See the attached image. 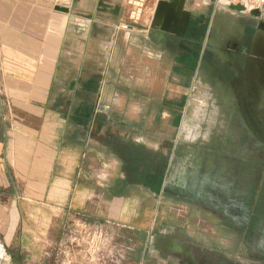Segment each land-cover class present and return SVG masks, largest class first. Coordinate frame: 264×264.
Listing matches in <instances>:
<instances>
[{"label": "crops", "instance_id": "0c3cea01", "mask_svg": "<svg viewBox=\"0 0 264 264\" xmlns=\"http://www.w3.org/2000/svg\"><path fill=\"white\" fill-rule=\"evenodd\" d=\"M127 14V0H0V264H38L68 208L130 229V264H259L225 223L236 202L187 159L203 106L176 144L189 84L148 82L143 56L177 54Z\"/></svg>", "mask_w": 264, "mask_h": 264}, {"label": "flooded vegetation", "instance_id": "af4514ba", "mask_svg": "<svg viewBox=\"0 0 264 264\" xmlns=\"http://www.w3.org/2000/svg\"><path fill=\"white\" fill-rule=\"evenodd\" d=\"M211 16L209 6L192 11L184 37L162 42L177 54L171 56L180 65L175 69L186 74L189 87L202 63L203 87L199 95L195 87L190 101L203 112L186 156L194 168L204 164L205 182H221L230 204L236 202L237 217L230 205L225 223L237 228L242 248L258 252L255 259L264 264V56H246L243 43L226 62L209 52L199 56ZM249 32L243 41L251 40Z\"/></svg>", "mask_w": 264, "mask_h": 264}, {"label": "water", "instance_id": "95a60500", "mask_svg": "<svg viewBox=\"0 0 264 264\" xmlns=\"http://www.w3.org/2000/svg\"><path fill=\"white\" fill-rule=\"evenodd\" d=\"M186 2L187 0H158L151 24L148 27L149 33L162 40L161 42L171 40L172 37L183 38L192 17V11L186 9ZM211 2L214 10L199 56H204L205 52H209L226 62L229 56L239 54L237 49L241 43L244 44L243 49L246 56H258L260 54L264 56V5L248 9L244 4H237L228 0H211ZM58 9L70 11L69 8L61 6ZM249 31L252 33L250 34L251 40L249 42L243 41V36L250 33ZM201 66L202 63L200 62L189 87V95L184 108L180 132L175 141L176 144L180 142V135L185 125V116L196 84H203L202 81L205 79ZM250 133H252L251 130ZM173 156H175V152ZM168 183L169 178L164 183L165 190L168 189ZM156 242L153 239L149 240V244ZM166 248L176 253L185 251L188 256H191L189 248L183 243L169 241Z\"/></svg>", "mask_w": 264, "mask_h": 264}, {"label": "built area", "instance_id": "2783aa9c", "mask_svg": "<svg viewBox=\"0 0 264 264\" xmlns=\"http://www.w3.org/2000/svg\"><path fill=\"white\" fill-rule=\"evenodd\" d=\"M146 1L127 0V4L134 7L132 17L134 15L137 18L140 17ZM228 1L244 4L248 9L264 5V0ZM108 225L113 226V228H125L124 225L111 219H91L85 213L68 208L67 217L62 224L63 232L59 241V252L52 254V264H116L119 262L116 256V245L114 244L115 232L110 234L103 227ZM132 248L131 245L120 248L119 251L123 253L120 262L124 259V262L129 264L132 258ZM104 252H106V255Z\"/></svg>", "mask_w": 264, "mask_h": 264}, {"label": "rangeland", "instance_id": "374dc122", "mask_svg": "<svg viewBox=\"0 0 264 264\" xmlns=\"http://www.w3.org/2000/svg\"><path fill=\"white\" fill-rule=\"evenodd\" d=\"M154 1L155 0H147L145 3V6L143 8V10L141 11V15L139 17V19H137L136 15H134V17H132V13L134 10V7L132 5H128V14L126 16V23L132 24L134 26L136 25H143L145 27H149L154 15ZM193 10L194 12L200 13L201 11H203V9L206 6H209L211 8V6L213 5L212 3H208L206 2V0H193ZM208 3V4H207ZM144 60L143 63H147L148 64V70L146 74H148V82L149 83H161V79L163 76L164 79V83H168L171 80V77H169L170 74H173V80L172 83L174 84H179L180 89H185L186 86L190 83V80L187 77H183V73L182 71L177 72L178 70H176L175 68L179 67L180 65H177V63L175 64V60H173V62L168 61L166 57H162L160 58V56H143ZM173 68V73L171 72ZM139 68H135L133 71L136 72L137 74H139L138 71ZM127 76H123L124 80L122 81V84L126 83L125 79H128L131 75V70H128L126 72ZM179 74V75H178ZM135 78V77H134ZM90 79L88 78H84V80ZM93 81L90 80L91 84H97V78L92 79ZM134 80V79H133ZM84 83H86V81H84ZM134 83V82H133ZM171 83V82H170ZM202 84H196V94L199 95V91L202 90L201 89ZM187 89V88H186ZM195 94V95H196ZM201 99V98H198ZM203 99V98H202ZM81 98L78 97V101H80ZM67 217V210H63L61 211L60 215L58 216L57 220L54 221L53 223V235L51 234L50 236H45L43 239L41 240L40 243V248L43 247V251H42V260L40 262H38V264H52L53 263V256L52 254L57 253V251L59 252V241L61 240V236H62V232H63V227L62 224L65 221ZM109 226V227H108ZM108 226H103L110 234L115 232V237H114V244L116 245V250H117V260H119V262H117L116 264H127L126 262H124V259H122L123 261L120 262L121 259V255L123 254L122 251L120 252L119 250H121V247H127L129 245H131V247L134 246V244L136 243L135 238H133L132 236L129 235L130 229H128L127 227L123 228V227H119V228H113V226L108 225ZM56 230V231H54ZM102 240V238H101ZM40 242V241H39ZM62 247V246H61ZM103 248V247H101ZM134 250V247L132 248ZM104 254L106 255V252H104ZM21 257V263L20 264H32L30 263V258L28 257V253H21L20 255ZM130 264V262H129Z\"/></svg>", "mask_w": 264, "mask_h": 264}]
</instances>
